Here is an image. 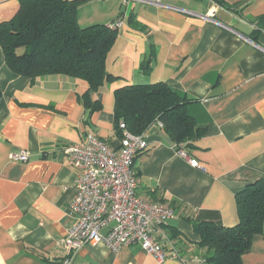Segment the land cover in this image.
I'll return each instance as SVG.
<instances>
[{"label":"crops","instance_id":"1","mask_svg":"<svg viewBox=\"0 0 264 264\" xmlns=\"http://www.w3.org/2000/svg\"><path fill=\"white\" fill-rule=\"evenodd\" d=\"M70 1H83L82 28L123 22L107 56L117 79L98 91L65 76L31 80L8 68L0 47V264H207L193 222L237 226V194L264 178V0H222L226 9L216 0L162 2L188 13L156 0ZM19 10L20 0H0V23ZM158 83L187 100L205 132L191 148H179L156 122L143 134L148 150L135 161L138 196L176 213L161 232L169 257L159 263L140 246L114 254L102 243L72 257L64 239L78 223L70 210L77 174L66 150L89 134L118 149L115 92ZM85 95L101 111L89 115ZM21 151L29 160L11 161ZM172 246L179 258L170 256ZM242 264H264V226Z\"/></svg>","mask_w":264,"mask_h":264},{"label":"trees","instance_id":"2","mask_svg":"<svg viewBox=\"0 0 264 264\" xmlns=\"http://www.w3.org/2000/svg\"><path fill=\"white\" fill-rule=\"evenodd\" d=\"M216 2L225 8L222 0ZM82 3L20 0L16 16L0 23V47L8 68L31 80L52 75L80 79L88 84L89 91H98L116 80L107 71V56L119 31L104 25L82 28L79 24ZM142 70L149 72L148 61L143 63ZM1 98L0 89V101ZM187 104L166 83L121 88L115 92L117 135L122 139V122L134 135H143L153 124L161 122L164 132L177 147L191 148L205 132L188 113ZM84 105L89 115L102 109L88 95L84 96ZM236 201L239 223L235 227L193 222L200 238L198 248L207 249V264H242L243 256L251 251L253 238L263 232L264 178L248 184L237 194ZM177 237L174 232L173 238ZM171 251L181 256L173 246Z\"/></svg>","mask_w":264,"mask_h":264},{"label":"built area","instance_id":"3","mask_svg":"<svg viewBox=\"0 0 264 264\" xmlns=\"http://www.w3.org/2000/svg\"><path fill=\"white\" fill-rule=\"evenodd\" d=\"M121 1L128 4L133 0ZM138 1L149 3L147 0ZM162 2L156 0L159 5H163ZM163 6L188 13L184 9ZM122 25L119 20L109 27L118 30ZM157 124L164 128L161 122ZM120 129L123 133L118 149L89 134L83 142L66 150L68 163L77 174L76 196L70 210L78 217V223L68 230L64 245L72 257L89 244H105L114 254L125 247L140 246L142 251L163 263L169 257L166 247L170 240L161 235L162 227L174 220L176 213L138 196L135 161L149 146L144 135L132 134L124 122ZM181 155L187 158L184 151ZM10 159L25 163L29 154L26 151L12 153ZM189 161L192 166H199L196 161ZM104 229L108 230L106 234ZM170 256L179 258L176 251H171ZM65 263L71 264V261Z\"/></svg>","mask_w":264,"mask_h":264}]
</instances>
